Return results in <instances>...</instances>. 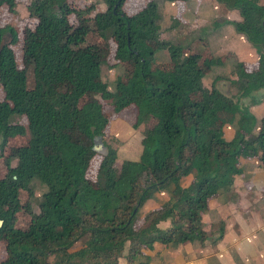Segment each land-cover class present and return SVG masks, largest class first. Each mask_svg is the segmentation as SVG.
<instances>
[{
    "label": "trees",
    "instance_id": "trees-1",
    "mask_svg": "<svg viewBox=\"0 0 264 264\" xmlns=\"http://www.w3.org/2000/svg\"><path fill=\"white\" fill-rule=\"evenodd\" d=\"M14 1L0 0V8L6 5L10 10ZM102 1L105 12L90 21L99 24L94 34L111 38L113 56L128 63L131 74L115 83L112 92L101 80L95 49L69 51L70 43L61 48L58 41L48 44L56 37L52 30L64 20V0H30L27 5L30 17L53 21L52 29L42 30L40 38L24 48L33 70L29 83L12 50L1 45L0 31V139L3 146L9 139L26 138L14 148L15 165L6 159L0 178V241L5 244L0 264H119L120 260L132 264L155 243L167 248L201 243L206 237L200 226L205 203L234 186V177L242 173L240 157L257 156L264 173V113L255 134L245 140L246 126L236 125L232 138L225 141L219 114L223 105L213 100L223 99L228 109L232 103L214 87L216 81L201 97L196 93L205 72L217 61L195 51L194 41L184 47L160 43L153 0L131 16L121 10L125 0ZM215 1L237 13L239 21L222 24L231 25L258 55L251 66L234 65L230 84L243 81L253 89L264 88V5L257 0ZM9 33L14 43L15 34L10 29ZM151 39L170 53L166 63L155 61L154 70L149 63L154 53ZM53 60L66 90L55 85L49 65ZM241 91L246 94L247 87ZM101 100L109 101L114 111L133 107L132 129L148 118L154 123L143 132L137 160L116 166L115 148L105 145L89 175L93 141L104 136L108 124ZM15 117H23L26 127L13 123ZM190 176L192 181L181 187ZM33 180L44 186V192L37 213L29 212L25 227L17 229L19 194L25 191L30 198ZM166 190L165 202L146 210L140 219L139 209L146 201ZM164 221L169 226L160 229Z\"/></svg>",
    "mask_w": 264,
    "mask_h": 264
},
{
    "label": "rangeland",
    "instance_id": "rangeland-1",
    "mask_svg": "<svg viewBox=\"0 0 264 264\" xmlns=\"http://www.w3.org/2000/svg\"><path fill=\"white\" fill-rule=\"evenodd\" d=\"M29 1L15 0L10 10L6 5L0 8L1 45H6L12 50L16 65L23 68L28 83L31 81L33 70L31 69L30 57L25 54L24 48L29 41L38 40L42 30H50L53 28V21H50L48 18L30 17L28 15L27 5ZM148 1L125 0L121 6V10L126 15L131 16L144 8V5ZM153 1L157 5L159 19L157 22L158 31L156 38H158L160 43L168 41L169 44H179L181 47H184L190 41H194L195 51L206 55V57L209 54L205 49L207 47L205 39L210 35L213 36L209 32L214 29L212 22L215 18H210L211 14L209 15L208 11L205 10L208 7L204 8L203 6L215 5L216 25H222V22L227 19L228 21L237 19L236 12H227L223 6L219 7L220 4L215 0ZM105 8L106 6L102 0H64V20L58 25L56 30H52L51 33L56 34V37H53L48 44L50 45L58 41L59 47L61 48L63 44L70 43L67 46L69 51L84 46L95 49L101 61V80L106 84L108 90L112 92L115 83L130 78L131 74L129 64L121 62L113 56L114 45L111 38L99 37L97 34H94L93 28L97 29L99 24L90 23V21L100 13H104ZM208 19L212 21L206 22ZM9 29L15 34L14 43L11 42ZM151 42L154 45V49L152 50L154 53L153 61L149 59V63L151 70H154L156 68L155 61L166 63L170 53L161 44L158 46L155 40L151 39ZM147 46L149 47L148 50H150L151 47L149 45ZM223 56L225 57L226 54H223ZM57 63L55 60L49 63L56 78L55 85L58 90H66V83L60 78L57 72ZM232 70L233 67L231 72L227 73V76L225 75L227 79L223 77L214 78L213 73L207 71L201 80V88L196 93L201 97L204 91H210L211 83L216 81L214 87L225 99L227 98L232 103L231 109H228L223 99L214 98L213 100L223 105L220 112L223 110L227 111L219 113L220 120L223 124L222 138L225 141H229L233 136L235 128L239 125H244L247 131H245L243 138L246 140L250 135L256 133L259 120L264 113V88L253 89L252 85L244 84L243 81H239L234 85L230 84ZM242 87H247L248 90L244 95L243 91H241ZM1 98L2 91L0 89V100ZM100 103L102 104V113L107 119L108 124L104 136L95 138L93 141L95 157L91 163L88 172L89 175L93 174L97 162L105 153V145L115 148L116 166H119L121 162L127 160H137L140 153V140L143 132L149 129L154 123L153 119L148 118L136 129H132L135 111L133 107L121 111H114L111 109L109 101L101 100ZM260 110H263L262 113H259ZM12 122L26 127V120L23 117H15ZM25 139V137L9 139L3 146L0 139V178L6 172V159L9 160L10 166L15 165L14 148ZM239 163L242 166V173L234 177V186L222 190L221 193L217 194V197H222L218 199L216 197L215 199H208L206 201V207L200 219V226L206 237L201 243L199 241L192 242L191 247H193V244L196 247H193L190 254L199 255L201 258L204 255L217 254V248L220 247V249H223L219 243L224 241V237L228 235L229 238L236 236L240 238L243 233H241L239 225L245 224L247 225L246 227H253L256 230L254 232L260 235V246L257 243H253L248 246L249 249L239 248L240 252L238 253L240 258L243 259V264H264V173L257 165V156H241ZM190 180L192 181L191 176L186 178L185 185ZM182 185L183 182L180 186L185 187V185ZM30 189L32 191L30 198L25 191L19 194L20 205L22 207L15 213V227L17 229H23L25 227L29 219V212L37 213L36 204L44 192V186L37 180H33L30 183ZM168 196L169 190L155 193L139 209V218L141 219L145 215V211L150 207L152 208L165 202V198L167 199ZM168 226L169 222L164 221L159 223L158 227L164 229ZM235 240L234 242H236ZM232 244H234L233 241ZM234 245L237 246L238 242ZM184 246L185 244H181L178 247L183 248ZM4 248V241H0V260L4 257ZM236 248L230 245L229 250L235 251ZM146 251L150 250L142 251V258H137L132 264L140 261H145V264H151V258L144 254ZM125 264L128 263L125 262Z\"/></svg>",
    "mask_w": 264,
    "mask_h": 264
},
{
    "label": "crops",
    "instance_id": "crops-1",
    "mask_svg": "<svg viewBox=\"0 0 264 264\" xmlns=\"http://www.w3.org/2000/svg\"><path fill=\"white\" fill-rule=\"evenodd\" d=\"M257 4L259 6L264 5V0H257ZM221 6L222 5H219V7ZM203 7L204 8L208 7L205 10L208 11L209 15L211 14L210 18L212 19L215 18L213 22H216L215 20L217 17H215L216 15V11L214 9L215 5L211 4ZM211 8L213 11L211 10ZM239 20H240L239 16L237 15L236 20H229V21L236 22ZM209 21L212 20L211 19L206 20V22ZM226 21H228V19L224 20L223 22ZM209 33L213 34V36L210 35L205 39L207 43V47L205 49L206 52L209 54L207 55V57L213 58L212 60H216L217 63L210 65L207 71L213 73L214 78L216 77L226 78L227 73L231 72L232 67L234 68V65L236 63H240L243 66L244 65L251 66L256 63V59L258 57L257 52L245 40L243 36L235 33L231 25L229 24L219 25ZM223 54H226V56L224 57ZM262 111L263 110H260L259 113H262ZM185 183L186 180L183 181L182 186H184ZM220 197L222 196H218L216 199ZM246 226L247 225L245 224L239 225V228L241 229V233H243L240 238L238 236L229 238L228 235H226V237H224V241L219 243V245L222 246L224 250L220 249V247L218 246L219 248H217L218 251L217 254L204 255L202 258L199 255H194V254L191 255L190 253L192 252L193 247H196L195 244H193V247H191L192 243L185 244L183 248L177 247L175 249L167 248L161 244L155 243L152 249L150 251H146L144 254H146L149 258H151V264H243V259L240 258V255L238 253L240 252L239 248L242 249L243 247L247 249L248 246L250 244L252 245L253 243H257V245L260 246L259 244L260 235L254 232L256 230L253 229V227H246ZM234 238L237 240H235ZM234 240L238 242L237 246L234 245L236 243L234 242ZM232 241L234 244H232ZM230 245L237 247L235 251L229 250ZM122 261L123 260H120L119 264H125V262Z\"/></svg>",
    "mask_w": 264,
    "mask_h": 264
},
{
    "label": "water",
    "instance_id": "water-1",
    "mask_svg": "<svg viewBox=\"0 0 264 264\" xmlns=\"http://www.w3.org/2000/svg\"><path fill=\"white\" fill-rule=\"evenodd\" d=\"M94 150V149H93Z\"/></svg>",
    "mask_w": 264,
    "mask_h": 264
}]
</instances>
